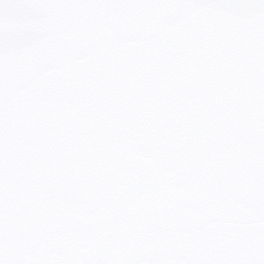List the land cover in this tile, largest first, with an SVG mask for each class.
Returning a JSON list of instances; mask_svg holds the SVG:
<instances>
[{
  "label": "snow or ice",
  "instance_id": "obj_1",
  "mask_svg": "<svg viewBox=\"0 0 264 264\" xmlns=\"http://www.w3.org/2000/svg\"><path fill=\"white\" fill-rule=\"evenodd\" d=\"M0 264H264V0H0Z\"/></svg>",
  "mask_w": 264,
  "mask_h": 264
}]
</instances>
